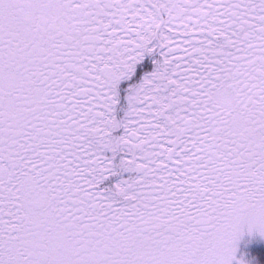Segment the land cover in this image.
<instances>
[{"label":"snow or ice","instance_id":"snow-or-ice-1","mask_svg":"<svg viewBox=\"0 0 264 264\" xmlns=\"http://www.w3.org/2000/svg\"><path fill=\"white\" fill-rule=\"evenodd\" d=\"M0 264H264V0H0Z\"/></svg>","mask_w":264,"mask_h":264}]
</instances>
